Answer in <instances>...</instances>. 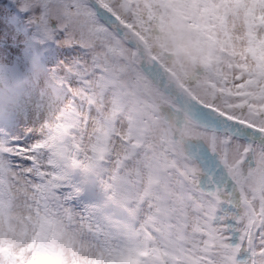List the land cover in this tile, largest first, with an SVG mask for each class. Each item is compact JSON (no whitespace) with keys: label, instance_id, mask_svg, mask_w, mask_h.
Masks as SVG:
<instances>
[{"label":"snow or ice","instance_id":"snow-or-ice-1","mask_svg":"<svg viewBox=\"0 0 264 264\" xmlns=\"http://www.w3.org/2000/svg\"><path fill=\"white\" fill-rule=\"evenodd\" d=\"M14 3L67 54L0 113V264H264V0Z\"/></svg>","mask_w":264,"mask_h":264},{"label":"rangeland","instance_id":"rangeland-1","mask_svg":"<svg viewBox=\"0 0 264 264\" xmlns=\"http://www.w3.org/2000/svg\"><path fill=\"white\" fill-rule=\"evenodd\" d=\"M33 46L43 48L35 52ZM66 54L54 43L38 44L27 13L14 0H0V113L24 121L19 124L21 131L32 126L28 110L21 111L22 107L37 101L49 87L50 69ZM72 178L80 179L79 174Z\"/></svg>","mask_w":264,"mask_h":264},{"label":"clouds","instance_id":"clouds-1","mask_svg":"<svg viewBox=\"0 0 264 264\" xmlns=\"http://www.w3.org/2000/svg\"><path fill=\"white\" fill-rule=\"evenodd\" d=\"M38 264H58V261L56 259H44L39 261Z\"/></svg>","mask_w":264,"mask_h":264},{"label":"trees","instance_id":"trees-1","mask_svg":"<svg viewBox=\"0 0 264 264\" xmlns=\"http://www.w3.org/2000/svg\"><path fill=\"white\" fill-rule=\"evenodd\" d=\"M42 48H43V46H41ZM41 47H38L39 49H41ZM50 49H51V47H50Z\"/></svg>","mask_w":264,"mask_h":264}]
</instances>
